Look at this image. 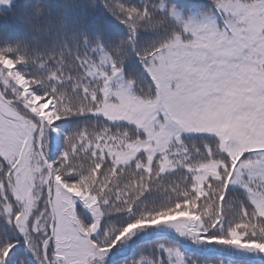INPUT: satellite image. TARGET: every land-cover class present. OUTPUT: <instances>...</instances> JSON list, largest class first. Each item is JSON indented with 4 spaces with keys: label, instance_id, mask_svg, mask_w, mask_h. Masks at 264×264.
Instances as JSON below:
<instances>
[{
    "label": "snow or ice",
    "instance_id": "snow-or-ice-1",
    "mask_svg": "<svg viewBox=\"0 0 264 264\" xmlns=\"http://www.w3.org/2000/svg\"><path fill=\"white\" fill-rule=\"evenodd\" d=\"M113 4L129 34L98 56L0 49V264H104L157 225L264 253V0H212L163 32L167 0ZM161 247L134 264H196Z\"/></svg>",
    "mask_w": 264,
    "mask_h": 264
},
{
    "label": "trees",
    "instance_id": "trees-1",
    "mask_svg": "<svg viewBox=\"0 0 264 264\" xmlns=\"http://www.w3.org/2000/svg\"><path fill=\"white\" fill-rule=\"evenodd\" d=\"M41 2L50 9V14L45 17L49 30L45 33L44 39H62L77 51L90 52L98 56L104 49L129 34L128 27L115 10L113 0H41ZM131 2L139 3L140 0ZM34 3L35 0H12L0 6V49H11L10 55L17 53L21 45L35 44L32 39L34 32L29 28ZM167 5H175V14L168 16L160 26V32L173 24L181 23L184 19L201 18L212 7V0H167ZM40 12L41 9L37 8L36 14L39 15ZM156 35L154 31L139 30L137 41L152 39ZM17 67L31 71L34 66L28 64ZM61 139L56 131L51 132L50 148L55 144L58 150ZM153 195L161 197L163 194L157 191ZM2 224L3 218L0 217V225ZM171 244L180 245L196 264H264V253L232 246L195 244L174 232L166 231L163 225L139 231L117 244L110 250V257L105 259L104 264H134V259H138L141 254L162 255L161 246ZM19 255L25 256L23 250ZM27 259L30 260V257Z\"/></svg>",
    "mask_w": 264,
    "mask_h": 264
},
{
    "label": "clouds",
    "instance_id": "clouds-1",
    "mask_svg": "<svg viewBox=\"0 0 264 264\" xmlns=\"http://www.w3.org/2000/svg\"><path fill=\"white\" fill-rule=\"evenodd\" d=\"M40 8L41 12L39 15L36 14V9ZM50 14V9H48L41 0H35L32 6V16L29 21V28L34 32L33 43H39L44 39L45 33L48 32V25L45 22V17Z\"/></svg>",
    "mask_w": 264,
    "mask_h": 264
},
{
    "label": "rangeland",
    "instance_id": "rangeland-1",
    "mask_svg": "<svg viewBox=\"0 0 264 264\" xmlns=\"http://www.w3.org/2000/svg\"><path fill=\"white\" fill-rule=\"evenodd\" d=\"M10 1H12V0H6V2H4V0H0V6H3V5H5V4H8ZM163 228H164L166 231H170V232H174V233H176L174 229H172V228H170V227H168V226H166V225H163ZM176 234H177V233H176ZM110 254H111V252L109 251V252L107 253V256L104 258V262H105V259H106V258L110 257Z\"/></svg>",
    "mask_w": 264,
    "mask_h": 264
}]
</instances>
